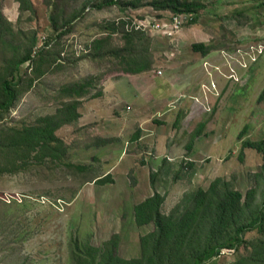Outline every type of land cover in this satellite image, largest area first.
Returning <instances> with one entry per match:
<instances>
[{
  "label": "rangeland",
  "instance_id": "rangeland-1",
  "mask_svg": "<svg viewBox=\"0 0 264 264\" xmlns=\"http://www.w3.org/2000/svg\"><path fill=\"white\" fill-rule=\"evenodd\" d=\"M31 1L35 10H20L18 0L0 3L16 41L23 38L20 30L37 32L35 51L48 42L46 52L57 61L23 95L6 119L9 126L55 114L67 101L62 86L97 79L77 107L81 117L55 132L69 147L65 162L82 169L47 163L15 175L0 172V212L7 225L0 244L11 243L0 264H73L74 241L103 247L113 236L120 256L138 257L140 237L154 226H138L133 208L154 190L165 196L166 213L187 193L208 190L217 180L245 198L257 191L256 205L262 204L264 154L245 143L264 140V0H190L206 7L198 23L175 35L154 27L173 13L154 9L151 0L136 10L118 4L97 9L88 0ZM75 12L82 14L71 22L72 32L58 37ZM111 21H130L152 37L151 70L131 74L115 57H85ZM120 37L113 33L111 46L120 45ZM194 42L213 49L204 56L192 49ZM36 66L30 61L22 71L35 76ZM100 91L103 103L93 98ZM241 254L246 251L226 250L208 264H231Z\"/></svg>",
  "mask_w": 264,
  "mask_h": 264
},
{
  "label": "trees",
  "instance_id": "trees-1",
  "mask_svg": "<svg viewBox=\"0 0 264 264\" xmlns=\"http://www.w3.org/2000/svg\"><path fill=\"white\" fill-rule=\"evenodd\" d=\"M88 0L97 9L118 4L123 9H139L148 0ZM20 10H35L31 0H18ZM59 1L53 7L59 8ZM147 3V2H146ZM147 4L154 9L173 14L191 13L188 24L198 23L204 3L190 0H151ZM264 4V3H263ZM55 10L51 14L52 27L59 29ZM82 13L75 12L63 21L68 27L58 33V37L69 35L71 22ZM130 21L109 22L103 35L92 40L85 57L91 59L115 57L125 72L134 74L149 71L153 66V55L149 48L151 36L143 29H137ZM67 30V31H66ZM23 34L16 41V30L6 17L3 4L0 3V172L12 175L29 170L31 166L40 167L47 163L67 164L68 145L55 132L64 125H71L81 117L77 107L81 100L90 96L97 76H91L83 82H75L60 88L62 107L55 114L40 117L34 124L21 128L11 127L6 119L18 105L23 95L34 87L36 78L40 79L51 63L57 58L46 52V46L35 51L39 44L38 33ZM121 33L120 45L111 46L110 36ZM192 49L204 56L211 52L212 46L204 42H194ZM36 52V55L33 52ZM37 63L35 76L22 71L25 63ZM29 75L28 84L25 83ZM101 95L97 92L93 98ZM264 100V91L260 97ZM203 126V124H201ZM247 148L264 154L263 141H248ZM74 168L82 169L81 166ZM105 178L98 179L102 181ZM153 179V178H152ZM154 180V179H153ZM257 191L244 194L231 187L229 182L215 181L206 190L201 187L186 194L170 212L164 211L165 196L154 193L134 205V219L138 226L153 224L154 228L140 237L141 254L134 258H125L118 254V239L113 236L103 247L73 242L71 257L73 264H208L216 262L224 251L242 253L231 264H264V201L256 205ZM5 216L0 212V232L6 228ZM258 235L247 238L248 233ZM11 243L0 244V253L10 250ZM22 264H30L28 260Z\"/></svg>",
  "mask_w": 264,
  "mask_h": 264
},
{
  "label": "built area",
  "instance_id": "built-area-1",
  "mask_svg": "<svg viewBox=\"0 0 264 264\" xmlns=\"http://www.w3.org/2000/svg\"><path fill=\"white\" fill-rule=\"evenodd\" d=\"M169 22L164 19V17L157 19L154 27L158 29V32H162L166 35H175V32L179 30L183 25L188 24L192 18L191 13L184 14H173L172 17H167Z\"/></svg>",
  "mask_w": 264,
  "mask_h": 264
},
{
  "label": "crops",
  "instance_id": "crops-1",
  "mask_svg": "<svg viewBox=\"0 0 264 264\" xmlns=\"http://www.w3.org/2000/svg\"><path fill=\"white\" fill-rule=\"evenodd\" d=\"M112 86H114V85H112ZM102 96H103L102 94L99 95V96H97V99H99V100H97V101L100 102V103H101V102L103 103V101H104V100L100 99V98H102Z\"/></svg>",
  "mask_w": 264,
  "mask_h": 264
}]
</instances>
